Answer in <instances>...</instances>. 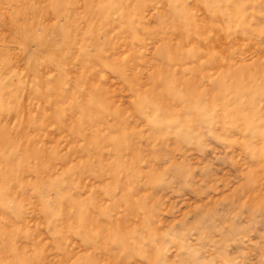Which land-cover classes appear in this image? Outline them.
<instances>
[{"label": "rangeland", "instance_id": "1", "mask_svg": "<svg viewBox=\"0 0 264 264\" xmlns=\"http://www.w3.org/2000/svg\"><path fill=\"white\" fill-rule=\"evenodd\" d=\"M0 264H264V0H0Z\"/></svg>", "mask_w": 264, "mask_h": 264}]
</instances>
